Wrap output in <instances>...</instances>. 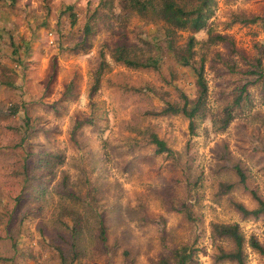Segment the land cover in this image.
Masks as SVG:
<instances>
[{
    "label": "rangeland",
    "instance_id": "obj_1",
    "mask_svg": "<svg viewBox=\"0 0 264 264\" xmlns=\"http://www.w3.org/2000/svg\"><path fill=\"white\" fill-rule=\"evenodd\" d=\"M125 1L0 0V264H173L183 246L192 252L186 264H234L216 258L232 246L213 235L217 222L238 223L264 246V215L234 206H257L249 189L264 200L260 81L221 127L225 108L255 78L248 70L257 61L264 69V0H216L190 53L189 30L168 34L162 22L124 10ZM208 30L234 46L205 43ZM120 44L130 58L156 57L158 69L116 61ZM200 65L206 117L191 133L184 115L161 111L180 92L197 95ZM152 133L169 154L155 152ZM45 152L54 157L49 169L38 162ZM245 258L264 264L249 246Z\"/></svg>",
    "mask_w": 264,
    "mask_h": 264
},
{
    "label": "trees",
    "instance_id": "obj_2",
    "mask_svg": "<svg viewBox=\"0 0 264 264\" xmlns=\"http://www.w3.org/2000/svg\"><path fill=\"white\" fill-rule=\"evenodd\" d=\"M15 2V0H11ZM69 8V7H68ZM124 10H128L129 13H135L144 20L150 22H162L168 28V34L174 30H189L191 35L187 39L186 50L190 53L192 47L196 41L195 33L205 29L207 27L209 19L215 13L216 9V0H126ZM256 17H242V21L253 22ZM85 34L87 35L90 32V26L87 22L84 29ZM223 42L224 44L228 43L229 46H234V42L226 34H212L208 30V37L204 41L205 43H214V42ZM125 45H118L115 53L114 59L116 61H122L127 65L135 67H146L158 69V59L153 56H148L145 58L133 57L130 58L125 54ZM233 50V49H231ZM183 64L191 65L187 56H182ZM104 62H100L98 70L96 71V77L98 78L101 74L102 67ZM233 65V64H231ZM193 72L195 75V84L197 87V95L194 98H189L184 92L179 93V101L168 102L165 109L161 113H181L189 120V129L193 133L195 129V119L196 118H205L206 117V98L208 87L203 76V66L198 67L193 66ZM249 74L255 76L252 80H248L243 83L240 87V91L234 98L232 104L225 108V115L221 120V127L224 128L233 118V111L240 105L241 101L246 100L247 98V85L252 84L256 81H260L262 85V91L264 95V69L260 66L259 61L256 62L255 66H252L248 70ZM26 121L29 120L26 117ZM23 140V139H22ZM150 141L155 145L156 153H170V148L166 145L165 141L160 139L156 134H150ZM54 157L50 152H45L43 156H40L38 162L39 165H46L49 169L50 166L54 165ZM61 158L59 157V160ZM238 176V181L240 184L244 185V188L248 190L246 185L247 175L245 170L239 163H235L233 166ZM232 187V184H223V191L226 192ZM252 198L257 202V206L254 208H247L241 202H234V206L237 211L242 216H258L264 215V200L256 193L254 189L248 190ZM81 217L78 216L74 223L72 224V231L76 233L78 227H80ZM212 233L218 238L225 239L231 243V248L225 250L222 247L219 248L216 258L220 260H229L234 264H247L245 258V246L256 250L260 254L264 255V246L261 244L255 236L245 237V234L241 230L240 226L236 222L232 223H213L212 224ZM98 236L100 239L104 240L105 230L100 224L98 229ZM58 251L62 260H66L65 251L58 247ZM68 253V252H67ZM71 258H74L78 255L77 247L72 245V249L69 251ZM192 252L188 246H183L174 251L173 264H186L187 261L191 259ZM168 263L165 259L161 261V264ZM66 264V261L63 263Z\"/></svg>",
    "mask_w": 264,
    "mask_h": 264
}]
</instances>
